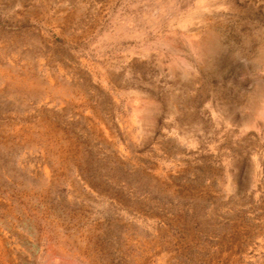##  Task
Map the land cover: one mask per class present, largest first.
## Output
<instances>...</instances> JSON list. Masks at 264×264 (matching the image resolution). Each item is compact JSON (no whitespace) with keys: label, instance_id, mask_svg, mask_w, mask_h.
<instances>
[{"label":"rangeland","instance_id":"374dc122","mask_svg":"<svg viewBox=\"0 0 264 264\" xmlns=\"http://www.w3.org/2000/svg\"><path fill=\"white\" fill-rule=\"evenodd\" d=\"M0 264H264V0H0Z\"/></svg>","mask_w":264,"mask_h":264}]
</instances>
